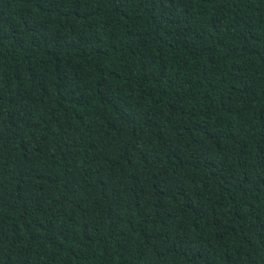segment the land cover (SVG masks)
<instances>
[{
  "label": "trees",
  "instance_id": "trees-1",
  "mask_svg": "<svg viewBox=\"0 0 264 264\" xmlns=\"http://www.w3.org/2000/svg\"><path fill=\"white\" fill-rule=\"evenodd\" d=\"M0 264H264V0H0Z\"/></svg>",
  "mask_w": 264,
  "mask_h": 264
}]
</instances>
